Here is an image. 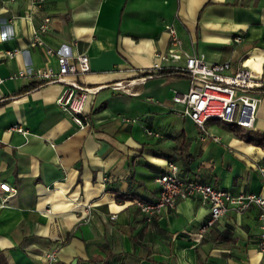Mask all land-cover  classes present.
<instances>
[{
	"label": "crops",
	"instance_id": "0c3cea01",
	"mask_svg": "<svg viewBox=\"0 0 264 264\" xmlns=\"http://www.w3.org/2000/svg\"><path fill=\"white\" fill-rule=\"evenodd\" d=\"M43 17V46H32L31 30ZM165 26L186 53L229 61L230 72L247 60L264 75V0H0V100L7 98L0 106V184L15 190L0 189V264H46L43 252L51 248L52 264H264L253 205L208 227L195 197L176 199L149 222L137 209L136 200L154 199V178L169 161L181 176L264 198V143L244 141L218 119L205 123L202 138L180 105L163 104L166 91L186 90L168 85L185 77L136 82L148 75L153 53L166 50ZM13 48L19 52L5 57ZM47 48L87 56L89 70L71 77L96 88L86 98L83 129L55 105L60 84L12 95L33 80L13 78L15 71L54 66ZM116 82L125 86L113 89ZM258 98L252 128H238L252 137L264 131V95Z\"/></svg>",
	"mask_w": 264,
	"mask_h": 264
},
{
	"label": "built area",
	"instance_id": "2783aa9c",
	"mask_svg": "<svg viewBox=\"0 0 264 264\" xmlns=\"http://www.w3.org/2000/svg\"><path fill=\"white\" fill-rule=\"evenodd\" d=\"M32 2L38 6L42 0H32ZM48 22L49 18L43 17L32 28L30 45L43 46L42 36L48 30ZM165 29L167 32L166 50L153 53V61L146 73L148 75L137 77L136 82H142L150 74L162 68H170L183 75L187 79L186 90L184 92L172 91L170 101L173 105L181 106L180 115L186 117L199 129L202 138L208 135L205 123L210 119H218L242 129L252 128L256 105L259 101L255 90L264 83V75L260 67L249 66L247 60H244L245 66L236 67L230 72L229 61L207 62L200 53L184 52L174 28L165 26ZM238 41L239 37L232 38V42ZM18 52V49L13 48L4 51V56L10 58ZM45 54L52 57L54 66L17 70L12 77L31 78L41 81L43 85L60 84L62 89L54 100L55 105L69 114L71 122L77 129L87 127L86 98L93 94L96 88L83 87L71 78L89 70L87 56L83 53L66 56L57 53L52 48L45 49ZM248 60L256 62L252 58ZM256 63L260 66L259 62ZM131 82H127L126 85H130ZM124 86L121 82H116L112 88L118 89ZM13 129L23 133L19 127H13ZM145 132L152 134L149 130ZM212 139L216 140L215 137ZM259 172H263L262 168H259ZM154 182L157 187L154 199L151 202L135 201L145 221L149 222L161 211L171 208L176 199L195 197L200 205L206 207L207 218L203 227L211 226L229 211L239 213L253 205L258 210L256 215L258 233L255 248L259 255L264 254V198L258 194L232 195L211 184L200 182L186 175H179L177 166L172 162H166L163 172L154 178ZM0 189L10 193L15 191L14 188L4 184H0ZM55 253V248L43 252L46 264L56 261Z\"/></svg>",
	"mask_w": 264,
	"mask_h": 264
},
{
	"label": "trees",
	"instance_id": "16d2710c",
	"mask_svg": "<svg viewBox=\"0 0 264 264\" xmlns=\"http://www.w3.org/2000/svg\"><path fill=\"white\" fill-rule=\"evenodd\" d=\"M184 77L183 75H180L177 71L170 69V68H162L158 70L156 73L150 74L149 77ZM42 82L38 80H30L25 86L19 88L16 92H14L12 95L16 96L22 92L30 91L33 89H36L40 86H42ZM256 93L264 95V83L261 84L260 87H258L256 90ZM6 99L0 100V106L3 105L6 102ZM239 127H237L234 124H228L227 129L233 132L235 135L239 136L244 141L251 143L253 145H262L264 143V131L257 133L255 137L250 136L246 133H240L238 130ZM171 162V161H169ZM133 195H127V194H115L116 200H125V199H131L133 198Z\"/></svg>",
	"mask_w": 264,
	"mask_h": 264
},
{
	"label": "rangeland",
	"instance_id": "374dc122",
	"mask_svg": "<svg viewBox=\"0 0 264 264\" xmlns=\"http://www.w3.org/2000/svg\"><path fill=\"white\" fill-rule=\"evenodd\" d=\"M220 45H221V46H224V50H225L226 52L230 50V47H228L224 42L221 43ZM211 52H212L213 55H215L216 57H219V56L223 55V52H222V51H217V50H215V51H211ZM186 84H187V79H185V78H173V81H171L170 84H168V85H171V86H169V87H174V88H178V89L183 90V89L185 88ZM172 85H173V86H172ZM158 87H159V86H158ZM161 88H163V86H161ZM170 95H171V93H169L168 91H166V93H165V95H164V100H166V101L163 100V104H164V105H167V106L170 105V102L168 101V100L170 99ZM170 106H171V105H170ZM168 118H169V119H172V120L177 119V118H178V114H177V112H175V113H170L169 116H168ZM211 122H213L211 126H217V125H216V121H210L209 123H211ZM220 124H222L223 126H226V127H227L229 123L220 122ZM207 126H208V125H207ZM205 129H206V131H207V127H206Z\"/></svg>",
	"mask_w": 264,
	"mask_h": 264
},
{
	"label": "bare ground",
	"instance_id": "6f19581e",
	"mask_svg": "<svg viewBox=\"0 0 264 264\" xmlns=\"http://www.w3.org/2000/svg\"><path fill=\"white\" fill-rule=\"evenodd\" d=\"M252 67H255V66H252ZM255 68H257V67H255Z\"/></svg>",
	"mask_w": 264,
	"mask_h": 264
}]
</instances>
